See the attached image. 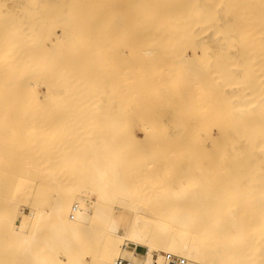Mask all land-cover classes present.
Instances as JSON below:
<instances>
[{"label": "bare ground", "instance_id": "obj_1", "mask_svg": "<svg viewBox=\"0 0 264 264\" xmlns=\"http://www.w3.org/2000/svg\"><path fill=\"white\" fill-rule=\"evenodd\" d=\"M45 73H48L50 76H52H49L48 78L55 79L53 80L54 82H52L51 79L48 80L47 77V80H41V77H45ZM97 73L100 74L99 77H96L98 75ZM102 73H106L105 76H103L104 74ZM89 74L93 76L97 74L96 76H94V82H101L94 87L92 81L90 82L88 80V82H90V85H85L87 82V77L85 76ZM60 75L61 80L58 79L60 78ZM107 75H111L113 79H111L110 77L108 78ZM53 76L57 77L54 78ZM73 76L78 79L74 80ZM106 76L108 80H114V82L116 83L117 81H115L116 78L114 79V76L119 77L117 78L118 84L113 85H120V87H114L113 91L121 88V91L119 89L118 91L120 92L116 91V93L114 92V95L116 96V98L119 95L123 97H121V99L119 98V96V99H117L116 101H119L121 99L122 101H120L122 102V105H125L127 109H129L130 106L135 103L142 104L143 106H153L154 109H156L155 104L166 99L170 104V108L172 109V111H170V123L173 121L174 123H178V121H183V123H186V120L187 125L190 121L198 123L200 125V127L198 126L199 128L197 130L198 138L205 139V141L212 134H216L217 136L211 137H216L218 141L221 140V142L219 141L220 145L223 141L222 148H224L223 146H226V149L228 150L229 148L227 147L230 146L229 150L232 151L230 152L229 150H225V148L223 149L224 153H226L225 156L227 155V152L229 155L228 159H226V157H223V159L226 160L225 164L230 165L232 163L231 165H235V161H233V159H237V163H235L238 165V169L236 168L235 170L233 168V171H235L232 172L230 168L231 165H228V172L227 170L225 173L221 172L222 174L220 173V175H218L219 177L213 176L215 178L214 179L209 177L207 178V175L203 174H207L205 171L202 172L197 168H193L192 170V166L187 167L186 164H182L183 167L184 165L186 166L184 167L186 177H183L184 173H182L181 177L185 179V181L188 179L187 182L189 184H187L185 181L184 182L186 184L178 183V181L180 180H178L177 178V184L173 181L175 183V186H178V184H180L177 188H172L171 186V189L167 188L169 187V184H167L168 186L164 191L165 194L158 190L163 194V199L160 202L158 201L159 203H161L162 208L160 209L161 213L159 214L157 221L153 223L148 214V211L150 213V210L147 208V211L143 209V200H140L142 201V204H140L137 200V195L135 194L134 189L131 185L133 183L128 179L131 176L130 172H128L129 174L126 173L127 171H130V166L127 168L128 162L126 165V159L128 160V158L131 159L132 157V160L130 161H134L137 159V157L134 153V155L130 154L127 150L126 153V151H124V147L121 148L122 146L120 145L125 144V142L126 145L128 144L129 146L132 144L131 146L133 147L134 145L130 142V140L128 141L129 137L126 136L128 134L131 135V130H129V133L127 134L128 131H126L125 129L123 130V127L125 126H121L122 124H128V122L133 124L132 122L134 120L132 119L134 115L131 116L132 114L129 115L126 113V116L123 115V113H120L122 111V105L118 107L117 103L121 102L119 101L117 103H112L111 100L115 101V96H113V98L111 99L109 98L108 101L110 104L108 103V109H113L112 111L109 109L108 114H110V118L113 120L116 133H118V135L115 134V136H117L115 137V140H117L118 137L120 138V140L122 139V143H120V140L118 139V144L116 145L115 142L108 138L110 131L109 129H107V126L105 127V125L107 124H105L104 120L101 119L103 116L100 114L99 109H103V107H99L100 102L98 100L100 96H97L99 92L97 93L96 89L99 86L100 88L102 86V90L108 89H106V87L103 88L105 86V83H102L103 79L106 81ZM22 77L24 78V81ZM99 78L101 79L100 81H98ZM71 79L74 81H72ZM108 80L106 84L108 83ZM38 81L39 85H42L44 83L45 88L49 91L54 90L59 86L56 89L58 90V92L55 93L57 96L53 95L54 98L50 95L51 93H49V91L47 92V90L45 89V91L49 93L48 96H50L51 99L53 98L54 100L53 101L50 99V97H47L53 103V106L51 105L52 107L50 106V104V107H48L49 102L45 97L40 100L43 101L45 99L43 102H46L47 105L46 107L42 106V102L38 98L39 94H35V91H33V89L35 90V85L38 86ZM66 81H70V83H67ZM20 82L23 85L25 84L24 87L20 84ZM88 82L87 84H89ZM1 83H3L2 85H4V87H10L13 85L12 88L10 87L11 89H13V92L8 91V88L6 90L4 87H1L6 90V93H4L3 96H5L6 94L5 97L8 98V94L10 92V96L8 99L12 101V103L15 100H17L18 102L20 101V105H17V111H15L17 103L15 102L14 104L15 108L13 107V105H11V103H9L11 105L10 109L14 108L11 112V114L13 113L14 116L9 114L8 104L7 107H3L2 105H0V110H5V112H0V165L2 164L3 168L5 167V165H7V168H9L7 169L9 170L8 172L6 169H4V171L6 170V173H3V168L0 166V172L4 175L7 174L8 176L4 177L2 174V179L8 178L9 181L13 183V187H17V184H15V182H20L21 179L24 180V176L29 173H26L28 171V168L25 167V170L27 171H23V169H19V165V168L14 166V164H16V162L12 163L14 161V158L10 160L8 158V156H12V154H14V157L16 159L15 154L17 153H14L15 150H10L9 152L8 147H12L13 145L15 147L16 145H18L17 143H20L19 141L25 142L26 140H28L26 142L27 144H29L30 142H32L33 145L37 144L39 148L36 147V145H31V143L30 146L26 145V143H22L24 147H33L32 151L35 148L38 149L37 151L47 148L43 152L44 154L49 149L51 151V147L55 146L54 144H57L58 141V146L60 145V142L65 140L68 141V139L71 138L70 136H72V130H74V144L77 145L75 135L78 134L77 136H79L80 138L82 135H85V137L88 136V138H84V136H82V138L86 140L84 143H86L87 154H89L88 150H90L91 152V157L83 153L82 156L88 157V159L86 157L84 159L83 157L82 160L84 161L81 160V157H79L80 159L74 157L67 160L68 157L65 158L66 156H61L62 158H64V160H62V158H60V155L64 153V148L66 149L65 146L69 148L73 144L70 143V140L72 142V139L69 140L70 145L67 143V141V145L62 142L64 146L62 144L60 145L61 147H63V149H61L60 147L61 150L59 148L56 149V146L53 147L57 151L59 150L60 153L62 150H64L61 154H57L56 151L57 155L60 154L57 157L60 159V162L63 161V165L64 161L70 162V160L72 161L74 159V162H77L74 163L75 165H78V160H81V162L83 163L82 167L85 169L87 168V172L85 171V175L83 174L84 172L82 173V170H80V168L75 169L79 172L81 171L80 173H82L83 176H88V178L85 177L86 179H88H85V181H87L88 183H84V185L82 182V180L84 181V177L82 179H79L82 177V175L79 174L80 177H78L79 175H76V177H78L77 180H81L80 182L82 183V185L80 186H86L87 184L86 190L85 187L81 188L79 186V182H76L77 180L74 176L76 180H74V182H76L74 185L78 186L83 191L78 190V187H72L73 185L67 187L68 183H71L70 178H72V176L74 175L73 174L70 177V174H72L73 172L75 173L73 169H66L67 171L72 170V172H63L65 176L61 171V173L63 174H61V176H64L65 178L67 176V178L63 180V182H68L66 183L67 185H64V182V188L59 184L60 182H58L57 184L56 180L59 181V179L57 178L60 177V173L57 172V174L53 170H56L59 165L62 166V169L64 167L58 160H53V158L55 157L53 148L52 154H54V157H52V165H55V168L54 166H46L47 168L45 171L42 165L43 163H41L42 160H40V164L38 160L40 158H36L37 155L39 156L42 152L40 151L41 153L38 152L35 155V159H37L35 162L38 161L39 165H41V167L43 168L42 170L40 169L39 165H36L37 169L39 167V169L41 170L37 172H47L46 174L48 175V177H46L47 175L45 176L48 183L46 182L44 184H49V188H51L50 186L52 184L50 183L53 182L52 180L54 179V181L58 185H56L57 187L54 186V188H52L54 189L53 199L48 206V200L51 197L50 195L53 193L52 190L47 188V185L44 186L43 183L40 182L44 186V188L46 187V192L48 191L47 189H49V193L50 191L51 193L47 194L45 190L43 191V186L39 183L42 187L41 191L45 192L46 195H44L43 192H40L39 194L37 193V187H34V184L36 183L33 184L32 181L31 183H29L30 185L33 184L32 186L34 188L32 187L33 190L31 189L29 196L27 194L28 198L26 199L28 201L33 200L37 203L38 195H40L41 198L44 196L45 198H48L45 199L46 201H48L47 205L46 203L44 205V203L41 202L43 203V207L39 208L41 206H37V211H39L38 213L42 214V217L50 213L49 216H47V218L43 221L40 220L37 214H33L30 218H25L19 213H16L13 209V198H11L10 196L9 199L10 201H12V209L15 214L12 212L11 208H8L9 206L6 205L10 202H3L5 203L3 204V206L5 205L9 209H6V211H8L9 214L10 212L12 213L10 214V216H12H9L10 227L8 229V232L4 231L5 233H3L5 234L7 244L9 245H7L9 247V250H6L10 251L13 254V256L10 257L15 258L14 261L16 264H114V259L118 256H135V248L139 246L145 247L147 252L143 256L138 257V259L136 258L137 264H153L154 260H156L157 264H161L163 252L183 256L188 260V264H203L202 261H205L208 264H214V260L215 258L217 259V257L211 256L207 258L205 256V248L207 246H209L210 251L218 255L219 264H264V238H260L256 235L260 232L258 229H254L258 231H256L255 234L253 233V228H259L260 230L262 228V230L264 231V0H0V86H2ZM17 83L18 86H22L23 89H26V87L29 88L26 89V92L30 90L33 91H30V93H33L32 95L36 96H34L35 98L32 100L34 102H37L36 104L30 101V99L33 98L32 95L28 94V99L29 97L30 99H27V94L24 91L25 89L21 90L18 86H15L14 88V85H17ZM77 83L79 85H77ZM71 84H73L75 87L72 88L73 86L71 87ZM68 85L70 86V88H68ZM46 86L52 87L48 89V87ZM54 86L55 88L53 89ZM62 86L65 87L63 93L67 89H69L70 91H72L73 89V92L76 96H74L73 92L70 91H66V94H64L66 97H68L67 94L70 93L69 96H72L71 99L69 97L67 99L62 93L59 96L58 93L62 92L61 89H63ZM80 86H82L84 94H81L82 90L80 89ZM84 86L86 88H84ZM92 86L95 88V90H92L94 89L92 88ZM76 87L80 90V93ZM16 88H18L19 90H17ZM14 89H16L17 92H14ZM76 90H78V94L75 93ZM97 90L101 92L99 88ZM2 91L3 89L0 90L1 102L4 99L6 100V98H3L2 100ZM89 91L92 93L94 92L96 95L93 93V97ZM113 91L109 93L111 97L113 95ZM21 92L25 94V100L27 102L24 101V98L22 99V97H19V93ZM87 92L89 93L86 98L85 93ZM15 93H18L17 96ZM24 94H22L21 96H24ZM44 95L45 94H43L42 96ZM77 95L79 97L81 95H85L81 96L79 100L81 103L83 102V104L81 105L83 106V109L81 110L84 111L85 109H89L88 112L87 110H85L86 112H82L80 109L77 110V106L81 108V106H79L80 102L79 100H77ZM12 96L15 99H13ZM89 96H92L94 98L93 99L91 97V100L94 103H92ZM95 96L97 97L95 98ZM62 97L63 100L61 101ZM72 98L75 102L71 101ZM82 98L87 101V107ZM21 99L22 101H24V103L22 102L23 104L32 103L33 106L30 105V107H28L29 104H25L27 106L23 108L24 105L22 106ZM38 100L41 102V105L38 106H40L43 111L44 109L47 110L46 108L48 107V109H54V112H51L52 110L49 109L50 114H48L49 112L47 110L48 113L45 112L46 117L43 116L45 113L42 114V110L36 106L39 103ZM64 100H69V103L64 102V104H62ZM1 102L0 104H2ZM70 102L73 104H71ZM75 103H78V105L74 107L76 108V111H74V109L72 110V108L70 107L75 106ZM96 103L98 104L97 106ZM65 104H67V107ZM111 104L113 107L111 106ZM62 105L64 108L66 107L65 110L67 111H65L64 108H59V106ZM34 106L41 111L40 114H38L40 111L34 110ZM31 107L33 109L30 114L26 111H28L29 108L31 110ZM144 107L141 108V112H139V114L142 115V112H144L143 114H145V110H147V108L145 107L144 109ZM153 107H148L149 110L147 111V113L149 112V118L152 115H150L151 110H154L152 109ZM19 108H21L22 110H24L23 112H25L22 113L20 109L21 115L23 117L18 112ZM57 108L58 110L63 109V111L67 112V114L63 111V113L59 111V114L55 115L57 114ZM67 108H69L71 111H69V109ZM93 111L98 117L92 114ZM74 112L78 113L75 114ZM33 113L38 114L37 117L39 115L42 116H39V121L44 117V119L48 121L50 120L51 124L53 121L52 119H55L57 121L61 113V116L64 115V117L62 118L64 122L62 120L60 122V119L57 122L53 121L56 126L60 125L58 127H55V129L53 130L55 131L54 133L53 131L49 130L51 128V124L49 125L50 122H43L45 120L38 122L37 118H31L29 116ZM70 113L76 115V117L79 116V118L81 117L80 115H82V113H84L83 118H94L93 120L85 119L87 121L86 122L82 118L79 120V118H76ZM16 114L18 115V117H15ZM24 114H29L28 117H30V120L32 121H27V119L25 118L28 117H25ZM51 114L52 116H50ZM98 114L101 115V117ZM154 114L156 115L157 113ZM19 115L20 117H22V120L24 119L23 121H19L21 119L13 121V119L11 118L12 116L15 118H19ZM68 115L72 118L68 117ZM47 116L49 117L47 118ZM61 116L59 118H61ZM119 116H121V119L123 121L118 120L120 118ZM128 116H131L130 118L132 119H130ZM123 117H125V120L123 119ZM142 118L143 119H141V121L143 120V123L145 122L146 124V120H148L147 115L145 114ZM33 119H36L37 122L33 121ZM65 119H69L72 122L75 121L76 125L75 123H70L68 120L65 122ZM100 119L103 121H101ZM129 119L131 121H128ZM156 119L153 122L158 123H155V125L159 126V128L158 126H156L157 134H152L148 130V128L146 129V131L148 130L151 133L152 137L153 135L158 136L157 139H159L160 135V137L164 138L165 135L163 134L164 132H162L164 130L160 129L161 123H159L158 118ZM81 120L85 122H82ZM93 121L95 123H93ZM58 122L60 123L57 124ZM96 122H98V124ZM137 122L140 125H143L141 122H139L138 119L136 123ZM153 122L151 123L153 124ZM38 123H42V126H46L45 124H47V127L49 125L50 128L48 127V133H42L44 130H41L40 132V129L43 127L40 128L41 125ZM63 123H66V126H68L70 123L69 128L65 126L66 129H64L63 126L65 124ZM91 123H93V125L97 124V126L95 125L96 127H92ZM84 125L87 126V130L84 129L86 128V126L84 127ZM187 125H185V127L183 128L185 130V133L183 132V130L182 132L184 134L182 132L181 134L179 133L180 135H182L181 138L186 139L189 135L188 139L191 140L192 137L196 139V135H191L194 134L193 131H189V129H191L190 125H188V128ZM75 126L77 130H75ZM78 126H80L82 129H80V127ZM99 126H101V128ZM118 126H120L119 129H122L124 132L120 130V133L117 132ZM128 126L131 127L130 124H128ZM172 126L174 127V124H172ZM89 127H92V129ZM97 127L101 130H97ZM104 127L106 129H104ZM136 127H138L137 124ZM148 127L150 128V126ZM194 127H196L195 124ZM37 128L40 129L38 130ZM53 128L54 127H52L51 129ZM61 129L64 130L61 131ZM69 129L70 131H68ZM130 129H132V127ZM174 129L177 128L175 127ZM81 130H84L85 132L82 131V133H79V131L81 132ZM67 131L70 132V136L68 135V137L65 134V132ZM88 131L90 132V135H87L89 133ZM101 131H104L106 133L108 132V136H106V133H101ZM159 131H161L162 133ZM51 132H53L54 134ZM62 132L68 139L62 140V138L64 137L61 136ZM93 132L95 136H93ZM189 132H191V134ZM40 133H42L43 135ZM45 133L47 134V137L44 136ZM56 133L60 134L59 136L61 138L56 135ZM99 133H101V137H98ZM121 133L122 135H124V138L121 137ZM145 133L147 134V132ZM180 135L176 138V135L174 136V138L173 136L170 137L180 144V142L182 141ZM50 136H58V138L56 139L59 140L57 142L56 140L51 142ZM104 136L106 138H104ZM218 137H220L221 139H219ZM178 138L180 142L177 141ZM44 139H47L48 143L44 142L45 147L41 148L43 146L41 144H44L42 143ZM84 139H82V142L84 141ZM49 141L51 146H49ZM155 141L159 142L160 140ZM195 141L193 144L197 143H195ZM201 141L203 140H200V142ZM15 142L17 143L15 144ZM148 142H150V140H148ZM214 142L215 141H213V143ZM228 142H231V144ZM46 143L48 144L49 148L46 147ZM84 143H82V145ZM201 143L203 144V142ZM227 143L230 145H227ZM136 144L137 143H135L134 146H136ZM128 145L126 148L131 147H129ZM183 145L184 143L182 145H178V147H183ZM79 146L78 148L76 147V150L82 149ZM118 146H120V150H118ZM171 146L169 145V149ZM173 146L174 149L177 147L176 144H174ZM191 146L194 148L195 145L189 146L192 150ZM198 146L201 147V145ZM17 147H19V145L15 147L16 150ZM21 147L23 148V146ZM164 147L166 149V146ZM182 147H179L178 149L181 150ZM70 148L69 151H71ZM197 148L199 147H196V150ZM159 149L163 148L161 147ZM174 149L171 151H175ZM202 149L203 148H201V152H203ZM76 150L73 149L71 153L75 152ZM180 150L178 152H180ZM66 151H68V149ZM118 151H123V153L125 152V156L123 153L118 154ZM136 151L138 150L136 149ZM107 152L110 153V155H112L113 153L114 154L112 157L106 158L107 156H109ZM212 152L214 151L212 150L211 153ZM229 152L232 154H230ZM115 153H117V155H115ZM154 153L155 152H153V155ZM196 153L199 154V151ZM47 154L49 155L48 160H50L51 153L48 152ZM102 154H106V157L100 158V156H103ZM234 154L238 155V157H234L232 159L230 155L233 156ZM33 155L34 153L28 156V163L30 165H32L31 158L33 157ZM64 155H67L66 152ZM70 155L72 154H69V156ZM74 155H76V153ZM118 155L119 158H117ZM149 155L150 154H148V156ZM25 156L27 155H23L24 158ZM45 156L46 154L44 156H41L42 159H45L44 164L47 159ZM120 156H122V159L126 157L125 161L122 162H125V168H127L128 170L121 168L123 163L121 162L122 159ZM151 156L152 155H150L149 157L151 158ZM165 156L168 157V155L166 154ZM180 156L182 157V155ZM208 156H210V154ZM141 157L142 154L140 155V158ZM90 158L91 160H89ZM143 158L145 159V157ZM17 159H19L18 161H21L22 164V159L18 157ZM17 159L15 161H17ZM86 159L89 160V163L88 161H85ZM196 159L198 160V158ZM4 160L6 161V163L4 162ZM118 160L122 165L119 164ZM158 160L160 162L163 159L161 158L160 160L159 158ZM18 161L17 163H19ZM54 161L55 163L59 162L60 164L56 167ZM143 161L144 160H142V167L145 164ZM2 162H4L5 164ZM69 162H66V165L68 163L71 167L73 165V162L72 165ZM86 162L88 163V165ZM10 163L13 164V168L9 167L11 166ZM47 164L48 162L46 163V165ZM132 164L134 165L135 163L132 162ZM23 165L24 163L22 164V166ZM222 165H224V163ZM138 166L140 167V165ZM188 166H190V163ZM48 167H51L50 170L48 169ZM73 167L75 168L74 165ZM78 167H80V165ZM66 168H68V166H66ZM150 168L147 169L150 170ZM228 168H230L231 172ZM14 170L20 171H15V174H17L15 175L13 174ZM59 170L60 167H58L57 171ZM50 171L52 172L50 173ZM134 171H136V169ZM145 171L142 172V174L145 173L147 177V174L151 173V170L148 173V170ZM34 172H36V170ZM124 172L126 173V175H128V178L126 177ZM132 172L133 171L131 170V174L135 177L136 172ZM186 172L190 174L188 178V174ZM87 173L88 175H86ZM9 174H11V177L12 175H15L14 179L17 178V180L10 178ZM49 174H52L51 177ZM53 174H57L54 176H57V178H53ZM75 174H77V172ZM139 176L138 178H140ZM29 177H31V175ZM41 177L44 179V176ZM49 177L50 180H48ZM181 177L179 179H181ZM26 178L28 179V175L26 176ZM62 178L60 177V179ZM23 180L20 183L24 182ZM35 180L37 181V179ZM67 180H70V182ZM157 181L159 182V180ZM63 182L61 181V184ZM137 182L139 183L141 182V180ZM29 184L27 186H29ZM220 184L222 188L220 187ZM59 185L62 186V188L59 187ZM140 185L141 184L138 185V188L140 187ZM142 185L140 188L144 187H142ZM154 186L158 187V184L153 185V188H155ZM223 186H228L227 189L229 190L226 191V187L225 190H223ZM28 188H30V186ZM60 190H64V192L66 191V193L61 192V194L59 193ZM146 190H148V188ZM11 191L16 192L12 189ZM149 191L150 189L146 191V193H148ZM137 193L140 194L141 192H139L138 190ZM146 193H144V195ZM151 194H153L154 196ZM155 194L156 193H150L149 195L146 194V197L144 199H146L150 195L153 196V199H156L154 198ZM241 194L243 195V197ZM159 195L161 197V194ZM159 195L156 194V196L158 197ZM239 196L245 200L244 202H250V205L251 202H253L252 205L257 204L258 206L256 205V208L254 207L257 212L254 213L257 215H259V213L260 215H263L262 217V215L255 216L254 214L255 218L260 217V220L263 218V221L261 220L263 222H261L262 226H259V224L257 223L258 227H256L257 225L253 224L252 222L251 226L253 228H250L253 232L251 233H253V235L255 236H249L247 233L248 231L245 228L247 225L245 227L243 225L249 224V221L248 223H242L239 217L243 214L248 215V213H239L240 211H238V214H240L238 215L235 211L239 208H242L240 203L237 204H240L241 207L238 206L239 208L235 207V209H228L229 207H226V210L225 207H223L225 204L224 201H229L235 198L239 199ZM3 197L8 198V196ZM141 198L143 197H140V199ZM148 200L150 199H147V201ZM221 200L222 202H224L222 206L219 205ZM232 201L234 202L235 206V201ZM229 202L227 203L226 201L227 206L231 205L229 204ZM0 204H2V202ZM14 204H17L15 203V200ZM5 206L4 208H6ZM220 206L221 212H219ZM4 208L2 207L1 211H3ZM48 210H52L53 214H55L57 217L53 215L54 219H52V217L50 216L52 213ZM222 211H225V213ZM3 213L5 212L3 211ZM245 215H243L244 217L242 216L244 221L249 217L246 216L245 218ZM253 219L254 217L251 221H253ZM260 220L257 222L260 223ZM255 222L256 221L254 219V223ZM0 226L2 227L1 223ZM1 231L3 230L1 229ZM157 234H160L162 236L161 241H158L156 236ZM261 234L264 233L262 232ZM1 237L3 238L2 235ZM4 240L5 239H3L1 242H3ZM5 247L6 246L4 245V248ZM11 253L8 255H11Z\"/></svg>", "mask_w": 264, "mask_h": 264}, {"label": "rangeland", "instance_id": "obj_2", "mask_svg": "<svg viewBox=\"0 0 264 264\" xmlns=\"http://www.w3.org/2000/svg\"><path fill=\"white\" fill-rule=\"evenodd\" d=\"M99 73H100V72H99ZM97 74H98V73H97ZM97 74H96V75H97ZM102 74H104L103 76H105L106 73H102ZM96 75H94V76H96ZM99 75H100V74H98L96 77H99ZM49 76H50V75H49L48 73H45V77H41L40 79H41V80H42V79H43V80H47L46 77L48 78ZM57 76H58V75H57ZM57 76H55V77H57ZM94 76L91 75V74H89V75H86L85 77H87V79H86L87 82H88V80H89L90 82L92 81V83H93V85H94V87H95V85L97 86V85L101 82V81H100L101 79L99 78V80H98V81H100L99 83L94 82V78H95ZM107 76H108V78L110 77L111 79H113V77H112L111 75H107ZM107 76L105 77L106 81H105L104 79L102 80V83H105V84H104L105 86H104L103 84H102V85L104 86L103 88L106 87V89H107V88H108V89H107V90H105V89L102 90V89H101L102 86H101V88H100V86L97 87V89L99 88V89L101 90V92H100L99 90L96 89V92H97V93H98V92L100 93V94L98 93V95H97V96H100V98L98 97L99 100H98V98H97V100L100 102V104H99L100 106H99V107H103V109H99L100 111H99V110H98V111H99L100 114L103 116L101 119H103L104 122H105V124H107V125H105V124H102V125H105V127L107 126V129H109V131H110L109 136L107 135L108 132L106 133V132H104V131H101V133H103V134L106 133V136H108V138H110V140H112L113 142H115V145H116V144H118L117 140H118V139L120 140V138L118 137L117 140H115V137H117V136H115V134L118 135V133H116L115 126H114V123H113V120L110 118V114H108V113H109V109H110V108L108 109V107H109V105H108L109 101H108V100H109V98L111 99V98H113V96H115L114 94L116 93V91H118L119 89H120V91H121V88L117 89L118 87H120V85H118V86H114V85H113V84H115V85L118 84V80H117V78H119L118 76H117V77L114 76V79L116 78L115 81H117V83L114 82V80H110V79L108 80ZM50 77H52V76H50ZM53 77H54V76H53ZM55 77H54V78H55ZM67 77H69V76H67ZM100 77H101V76H100ZM25 78H26V77H25ZM64 78H66V77H64ZM70 78H72V77H70ZM82 78H83V77H82ZM88 78H89V79H88ZM102 78H103V77H102ZM22 79H23V81H24V78H23V77H22ZM49 79H51V78H48V80H49ZM56 79H57V78H56ZM58 79L61 80V75H60V78H58ZM73 79L75 80L76 78L73 76ZM77 79H78V78H77ZM77 79H76V80H77ZM20 80H21V79H20ZM51 80H52V82H54L53 80H55V79H51ZM51 80H50V82H51ZM69 80H70V79H69ZM71 80H72V79H71ZM74 80H72V81H74ZM96 80H97V79H96ZM107 80H108V83L106 84ZM103 81H105V82H103ZM66 82H67V81H66ZM66 82H65V84H66ZM85 82H86V81H85ZM87 82H86L85 85H90V82H88L89 84H87ZM24 83H25V82H24ZM37 83H38V86H37V85H35L36 87L34 86V87H35V90L33 89V87H32V89H33V91H35V94H36V93L39 94V95H38L39 100H40V99L42 100V98H44V97H45V98H47V97L49 98V97H50V96H48L49 93H51V94H50L51 96H53V95L55 96V95H56L55 93L58 92V90H56V89L59 87L58 85H57V86H58L57 88H55V86H54L53 89H54V88H55V89L49 91V90H47V89L45 88V84H44V83H43L42 85H39V81H38ZM67 83H70V81H68ZM83 83H84V81H83ZM92 83H91V84H92ZM95 83H96V84H95ZM2 84H3V83H1V85H2ZM15 84H16V83H15ZM20 84L23 85L21 82H20ZM20 84H19V85H20ZM63 84H64V83H63ZM65 84H64V85H65ZM24 85H25V84H24ZM24 85H23V87H24ZM77 85H79V84L77 83ZM112 85H113V86H112ZM12 86H13V85H12ZM12 86H10V87L12 88ZM15 86L17 87V86H18V83H17V85H14V88H15ZM39 86H40V87H39ZM52 86H53V85H52ZM52 86H51V87H52ZM60 86H61V85H60ZM68 86H69V85H68ZM72 86H73V87H72ZM1 87H4V85L0 86V90L3 89V91H2V92H3V94H2V100H3V98H6V100L4 99L5 101L3 100V101L1 102V97H0V102L2 103V104H0V105H2L3 107H4V106L7 107V104H8V105H9V106H8V108H9V109H8V110H9V114H11V112H12L13 109L15 108V105H14V104H15V102H16L17 104H16V110H15V111H17V107H18L17 105H20V101L18 102L17 100H15V101L12 103V101H10V100L8 99L9 96H10V95H9L10 92H9V94H8V98L5 97L6 94H5V96H3L4 93H6L7 88L9 89L8 91H12L13 89H11L10 87H6V86H5L4 88H5L6 90H4V88H1ZM18 87H19V86H18ZM21 87H22V86H20L19 89H21V90H24V89H25V88L23 89V87H22V88H21ZM46 87H48V89L51 88V87H49V86H46ZM62 87H63V86H62ZM66 87H67V85H66ZM71 87L74 88L75 86H74L73 84H71ZM80 87H81V88H80ZM80 87H79V88L82 90V91H81V92H82L81 94H84V91H83V89H82V86H80ZM88 87H89V86H88ZM94 87L92 86V88H94ZM110 87H111V88H110ZM114 87H117V88H116L117 90L114 89L115 91H113V88H114ZM64 88H65V87H63V89H61L62 92L59 91V92H60V93H58L59 96L61 95V93L65 96V94H66L65 92H66V91H70L69 89H67V90L64 91V93H65V94H64V93H63ZM68 88H70V86H69ZM76 88H77V87H76ZM84 88H86V87L84 86ZM16 89L19 90L18 88H16ZM16 89H14V92H17ZM26 89H29V88L26 87ZM26 89L24 90L25 92H26ZM45 89L47 90V92L49 91V93H47V92L45 91ZM77 89H78V88H77ZM90 89H91V88H90ZM109 89H110V90H109ZM21 90H20V91H21ZM55 90H56V91H55ZM78 90H79V89H78ZM78 90H76L75 93L78 94V92H77ZM85 90H86V89H85ZM92 90H95V88L92 89ZM8 91H7V93H8ZM20 91H18V92H20ZM27 91H28V90H27ZM30 91L33 92L32 90H30ZM30 91H28L29 93L26 92V94H27V95H26V96H27V99H28V94H30V95L33 94V93L31 94ZM38 91H39V92H38ZM54 91H55V92H54ZM105 91L107 92V94H106ZM112 91H113V93H112L113 95L111 94V95H112V97H111L109 93H111ZM120 91H118V92H120ZM12 92H13V91H12ZM12 92H11V93H12ZM45 92L47 93V95H46ZM70 92H73V89H72V91H70ZM85 92H86V91H85ZM89 92H90V91H89ZM89 92L85 93L86 96H85V95H81V96H85V97L87 98V95H88ZM114 92H115V93H114ZM0 93H1V92H0ZM67 93H68V92H67ZM79 93H80V90H79ZM90 93H91L92 96L94 97V95H93L94 92H93V93L90 92ZM15 94H16V96H17L18 93H15ZM19 94H20L19 97H20V98L22 97V99L24 98V101H26V100H25V98H26L25 94L22 93V92L19 93ZM22 94H24L25 97H24V96H21ZM43 94H45V95L42 96ZM69 94H70V93H69ZM69 94H67V95H68V97L71 99L72 96H71V95L69 96ZM73 94H74V92H73ZM94 94H95V93H94ZM108 94H109V95H108ZM117 94H118V93H117ZM117 94H116V95H117ZM120 94H121V93H120ZM95 95H96V94H95ZM122 95H123V94H122ZM14 96H15V95H14ZM16 96H15V97H16ZM32 96H33V95H32ZM32 96H31V97H32ZM34 96H35V95H34ZM34 96H33V98H31V99H30V97H29V99H30L31 102H34V101H32V100L36 97V96H35V97H34ZM54 96H53V98H54ZM56 96H57V95H56ZM59 96H58V97H59ZM74 96H76V95L74 94ZM81 96H80V97H81ZM92 96H89L90 100H91V97H92ZM97 96H95V98H96ZM119 96H120V97H119ZM119 96H117V98H116V96H115V97H114L115 101L113 100V101H114V102H113V101L111 100V102H112V103H117V102H119V101L123 98L121 95H119ZM65 97H66V96H65ZM68 97H66V98L68 99ZM77 97H78V98H77ZM77 97H75V98H77V100H79L80 97H79L78 95H77ZM93 97H92V98H93ZM118 97H119V98L122 97V98H121L119 101H116L117 99H119ZM10 98H11V97H10ZM12 98H13V96H12ZM12 98H11V99H12ZM16 98H17V97H16ZM48 98H47V100H48V102H49V103L47 102V103H48V107H50L51 105L53 106V103L50 101L51 97H50V99H48ZM53 98H52L51 100H53ZM83 98H84V97H83ZM83 98H82V99H83ZM7 99H8V100H7ZM13 99H15V98H13ZM13 99H12V100H13ZM22 99H21V104H22V106L24 105L23 108H25V106H27V105H25V104H29V103H25V104H23L24 101H22ZM29 99H28V100H29ZM56 99H57V98H56ZM58 99H60V98H58ZM64 99H65V98H64ZM70 99H69V100H70ZM93 99H94V98H93ZM35 100H36V99H35ZM39 100H38V101H39ZM41 100H40V101H41ZM44 100H45V99H44ZM44 100H43V101H44ZM62 100H63V97H62L61 101H62ZM69 100H68V101H67V100H66V101L64 100L62 104H64V102H65V103H66V102L69 103ZM74 100H75V99H74ZM87 100H88V99H87ZM95 100H96V99H95ZM6 101H7L8 103H7ZM36 101H37V100H36ZM40 101H39L40 104L38 103L36 106L39 107V108L42 110V112H43L42 114H44L45 112L48 113V112H49V109L52 110L51 112H54V111H53L54 109H52V108H49V109H48V107L46 108V109L48 110V112H47V110H45V109H44V111H43V109H42L40 106H38V105H41V102H42V106H45V107H46L47 104H46V102L44 103L43 101H41V102H40ZM53 101H54V100H53ZM56 101H58V100H56ZM56 101H55V103H56ZM61 101H60V102H61ZM71 101H73V98H72ZM83 101L86 103V107H87V104H88L87 101L84 100V99H83ZM91 101H92V100H91ZM91 101H90V102H91ZM98 101H97V102H98ZM121 101H122V100H121ZM121 101H120V102H121ZM3 102H6V103H3ZM22 102H23V103H22ZM26 102H27V101H26ZM73 102H75V101H73ZM76 102H78V101H76ZM79 102H80V100H79ZM90 102H89V104H90ZM99 102H98V103H99ZM9 103H11V105H13L14 108H11V109H10L11 105H10ZM18 103H19V104H18ZM36 103H37V102H34V104H36ZM51 103H52V104H51ZM70 103H71V102H70ZM92 103H94V102L92 101ZM3 104H5V105H3ZM49 104H50V106H49ZM71 104H73V103H71ZM82 104H83V102H82V103L80 102V105H79V106H81ZM109 104H110V103H109ZM117 104H118V107H119L120 105H122V102H121V103H117ZM157 104H158V105H157ZM157 104H155V105H156V107H155L156 109H154L153 106H145V105H144V106L147 108V110H145V114L147 115V119H148V120H146V122H147V123L149 122L148 124H147V123L145 124V122L143 123V120L141 121V119H143L142 117H144V115H145V114H143L144 112H142V115H143V116H142L141 114H139V112H141V108L144 107L142 104H138V103L132 104V106H130L129 109H127V108L125 107V105H124V106L122 105V111H123V112L120 110V111H121L120 113H123V115H126V116H127V114H129V115L132 114L131 116L134 115L133 119L130 118L131 116H130V117L128 116L130 119H132V120H134V121L132 122L133 124H131V123L128 122V124L131 125L132 129H130L131 127L128 126L127 123H126L127 125H126V124H125V125L122 124L121 126H125V127H123V130L125 129L126 131H128L127 134L129 133V130H131V135H129V134H128L129 136L126 135L127 137H129L128 141L130 140V142L133 143L134 145H135V143H137V144H136V146L133 145V147L131 146V145H132L131 143H129V144H131V145H130L131 147L127 144L130 148H126V147H127L126 142H125V144H120V145L122 146L121 148L124 147V149H125L124 151L127 150L130 154H133V153H134L135 156L137 157L138 161H137L136 157H135L136 160H134V161H130V160H132V157H131V156H130L131 159L128 158V160H129L130 162L126 159V157H124V158H123L124 160H123V159H122V156H123V154H124L125 152L123 153V151H121V152L118 151V154L123 153L122 156H120L121 159H122L121 162H122V161H125V159H126V161H125V162H126V165H127V162H128V166H127V168L130 166V167H129L130 171H127V172L125 171L127 174H129L128 172H130V175H131L130 178L127 177L128 175H126L125 172H124V174H125L126 177L129 179V181L133 183V184H131V185H132V187H133V189H134L135 194L137 195L136 197H137V200L139 201V203L142 204V201H140V200H143V204H142V206H144L143 209H145L146 211H147V209L150 210V213H149V211H148V214H149V217L152 219V222H153V223H154L155 221H157V219H158V217H159V214L161 213V210H160V209L162 208V205H161V203H159V202L163 199V194L160 193V192H163V193H164V191L166 190V187L168 186L167 184H169V187H167V188H170V186H171L172 188H177V187L180 185V184H178V186H177V185L175 186V183H176V181H178V180H180V181H178V183H183V184H184V183L186 182L187 184H189V183L187 182V180H188L187 178H188L189 175H190L188 172H186V173L188 174V175H187V178H186V179H187L186 181H185V179H183V178L181 177V176H182V173H184V176H183V177H186V176H185V170H184L185 168H184V167H186V166H187V167H191V166H192V167H191L192 170H193V168H195V169L197 168V169L201 170L202 172L205 171L207 174H205V173H203V174H204V175H207V176H206L207 178H208V177H209V178H214V177H217L218 175H220L221 172H224V173H225L226 170H227V167H228V165H229V164H225V163H226V160L223 159V157H226V159L229 158V157H228V156H229V155H228V152H227V155L225 156L226 153H224V150H223L224 148H225V150H227V149H226V146H223L224 148H222V143H223V141H222V143H221V145H220L219 143L221 142V140H219V141H220V142H219V141L217 140L216 137L212 138L213 136H217L216 134H214V135L212 134V135H211L212 137H211V136L208 137V138L206 139V141H205V139H201V138L199 139V138H198L197 130H198V128L200 127V125H199L198 123H196V122L190 121V122H188V125H190V127H191V129H189V131L192 130L194 134H191L192 131L189 132V133H190L191 135H193V136L196 135V139L193 138V137H192V138L190 137L191 140H192V141H191L190 139H188L189 135H188V137L186 138L187 140L184 139V138H181L182 135H180V134H181L182 130H183V132L185 133V130H184L183 128L185 127V125H187V124H186V123H187V120H186V123H185V122L183 123V121H178V123L175 122V123H177V124H175L174 121L170 123V121H169V120H170V111H172V109L170 108V104L168 103V101H167L166 99H164V101L162 100V101L158 102ZM30 105L33 106V104L30 103V104L28 105V107H30ZM54 105H55V104H54ZM56 105H57V103H56ZM65 105H66V107H67V104H65ZM77 105H78V103H77V104L75 103V106H73V107L70 106V105H69V106L72 108V110L74 109V111H76V108H74V107H76ZM97 105H98V104L96 103V106H97ZM155 105H154V106H155ZM52 106H51V107H52ZM91 106H92V105H91ZM96 106H95V108H96ZM111 106H112V104H111ZM37 107L34 106V110H38V111H40ZM45 107H44V108H45ZM55 107H56V106H55ZM66 107H65V108H66ZM89 107H90V106H89ZM99 107H98V108H99ZM112 107H113V106H112ZM145 107H144V109H145ZM148 107H149V108H150V107H153L152 109H154V110H151V109H150V110H151L150 115L152 114L151 117H150V118H151V121H150L149 114H148L149 112L147 113V111L149 110ZM53 108H54V107H53ZM59 108H64V107H63V105H62V106H59ZM65 108H64V110H65ZM84 108H85V105H84ZM20 109H21V108L18 109V110H19L18 112L20 113V115H21V112H22V113H25V112H23L24 110H22V109H21V112H20ZM26 109H28V108H26ZM32 109H33V108L31 107V110H30V108H29L28 111H26V110H25V111L30 113V112L32 111ZM67 109H69V108H67ZM79 109H80V110L83 109V106H81V108H79V107L77 106V110H79ZM92 109H93V108H92ZM112 109H113V108H112ZM112 109H110V110L112 111ZM10 110H11V111H10ZM34 110H33V111H34ZM85 110H87V109H85ZM85 110H84V111H85ZM88 110H89V109H88ZM88 110H87V112H88ZM94 110H95V109H94ZM139 110H140V111H139ZM6 111H7V110H6ZM38 111H37V112H38ZM59 111H60L61 113L64 112L63 109H62V110H58V108H57V114H55V115H58V114H59ZM62 111H63V112H62ZM65 111H67V110H65ZM69 111H71V110L69 109ZM81 111H82V110H81ZM84 111H82V112H84ZM95 111H96V110H95ZM111 111H110V112H111ZM128 111H129V113H128ZM143 111H144V110H143ZM154 111H155V112H154ZM0 112H5V110H0ZM7 112H8V111H7ZM18 112H14V113H18ZM37 112H36V113H37ZM78 112H79V111H78ZM78 112H76V113H78ZM85 112H86V111H85ZM99 112H98V113H99ZM153 112H154V113H157V114L155 115ZM158 112H159V113H158ZM166 112H168V113H166ZM40 113H41V111H40L38 114H40ZM46 113H45L43 116L46 117ZM61 113H60V116H61ZM64 113L67 114V112H64ZM74 113H75V112H74ZM76 113H75V114H76ZM126 113H127V114H126ZM165 113H166V114H165ZM30 114H31V113H30ZM33 114H34V113H33ZM33 114H32V115H33ZM38 114H34L36 117H35L34 115L32 116V115H29V114H24V116H25V117H26V116L28 117V115H29L31 118H32V117L37 118L38 122H40V121H42V120H45V121H43V122L48 121V120L44 119V117H43V119L40 118L41 120L39 121V119H38L39 116H40V117H42V116L39 115V116L37 117ZM48 114H50V112H49ZM48 114H47V115H48ZM52 114H53V113H52ZM52 114H51L50 116H52ZM70 114H72V113H70ZM80 114H81V112H80ZM83 114H84V113H82V115H80V116H81L80 118H79V116L76 117V115H74V114H72V115H74L76 118H79V120H80L81 118H82L83 120H85V119H87V120H89V119H90V120H93V118H94V117H93V118H89V119H88V118H83V116H84ZM85 114H86V113H85ZM89 114H90V113H89ZM89 114H88V115H89ZM92 114L95 115L94 111L92 112ZM11 115H13V113H12ZM20 115H19V118H15L16 116L18 117L17 114L15 115V117H13L14 115H13L12 117H11V116H10V117L13 119V121H16V120L21 119V118L23 117L22 115H21L22 117H20ZM78 115H79V114H78ZM98 115H99V114H98ZM101 115H99V116L101 117ZM53 116H54V115H53ZM60 116H59V117H60ZM95 116H97V115H95ZM121 116H122V115H121ZM121 116H119L120 118L117 117V118H119V119H118L119 121L122 120V119H121ZM126 116H125V117H126ZM137 116H138V117H137ZM25 117H24V118H25ZM30 117H28L29 120H28V118H25V119H27V121H30V122H31L32 120H30V119H31ZM48 117H49V116H47V118H48ZM57 117H58V116H57ZM59 117H58V120H57V121H59V119H60V122H61V120H62V118L64 117V115H62L61 118H59ZM68 117H71V116L68 115ZM85 117H86V115H85ZM87 117H88V116H87ZM97 117H98V116H97ZM125 117H123L124 120H125ZM136 117H137V119L139 120V122H141L143 125H140L138 122L136 123V121H137ZM145 117H146V116H145ZM14 118H15V119H14ZM52 118H53V117H52ZM65 118H66V116H65ZM71 118H72V117H71ZM117 118H116V119H117ZM156 118H158V119H159V123H161V125H160V129H161V130H164V131H162V132H164L163 134L165 135L164 138H163V137H160L161 135L159 136V139H157L158 136H156V135H153V137L151 136V133H152V134H157V127H156V126H158V125H155V123H156V124H158V123H157V122H155V123L153 122V121H155ZM95 119H97V118H95ZM101 119H100V120H101ZM130 119H129L128 121H131ZM145 119H146V118H145ZM23 120H24V119H23ZM23 120L21 119V120H19V121H23ZM52 120H53V121H56L55 119H52ZM52 120H51V121H52ZM67 120H68L70 123H75V121L72 122V121H70L69 119H67ZM67 120L65 119V122H66ZM74 120H75V119H74ZM103 120H101V121H103ZM156 120H157V119H156ZM33 121H36V119H35V120L33 119ZM53 121H52V124H51L50 120L48 121V122H50L49 125L51 124V125H50L51 128L54 127L53 129H51L50 126L48 125V127L50 128L49 130H51V131H53V130L55 129V127L60 126V125L56 126V124H54ZM57 121H56V122H57ZM62 121L64 122V120H62ZM81 121H82V120H81ZM85 121H86V120H85ZM85 121H82V122H85ZM94 121H95V120H94ZM94 121H93V123H95ZM122 121H123V120H122ZM188 121H189V120H188ZM36 122H37V121H36ZM48 122H46V123H48ZM60 122H58L57 124H59ZM77 122H78V121H77ZM86 122H87V121H86ZM89 122H90V121H89ZM91 122H92V121H91ZM125 122H126V121H125ZM125 122H123V123H125ZM151 122H153V124H152ZM70 123H69V125H70ZM93 123H91V124H92V125H91L92 127H94L95 125L97 126V124H98V122H96L97 124H95V125H93ZM100 123H102V122H100ZM120 123H121V122H120ZM162 123H163V124H162ZM27 124H28V123H27ZM38 124L41 125L40 128H41V127H43V128L46 127V128H44V129H43V128H41V129H40V128H37L38 130L40 129V132H41V130H42V131L44 130L42 133H44V132L48 133V127H47V124L43 123V124H45L46 126H42V123H38ZM63 124H65V125L63 126L64 129H66V127L69 128V125L66 126V125H67L66 123H63ZM86 124H87V123H86ZM136 124L138 125V127H136ZM172 124H174V127L172 126ZM183 124H184V125H183ZM194 124L196 125V127H194ZM52 125H54V126H52ZM75 125H76V123H75ZM87 125H88V124H87ZM100 125H101V124H100ZM119 125H120V124H119ZM181 125H182V126H181ZM188 125H187V128H188ZM65 126H66V127H65ZM73 126H74V125H73ZM85 126H86V125H84V127H85ZM96 126H95V127H96ZM140 126H142V127H140ZM146 126H147V127H146ZM148 126H150L151 130H150V128H149ZM177 126H178V127H177ZM198 126H199V127H198ZM26 127H28V126H26ZM37 127H38V126H37ZM78 127H80V126H78ZM92 127H89V128L92 129ZM99 127L101 128V126H99ZM105 127H104V129H106ZM126 127H127V128H126ZM129 127H130V128H129ZM175 127H176L177 129H174ZM23 128H24V126H23ZM60 128H61V127H60ZM60 128H59V129H60ZM119 128H120V126H118V128H117V129H118L117 132L120 133V131H123V130H122V129L120 130ZM133 128H134V129H133ZM142 128H143V129H142ZM147 128H148V130H149L151 133H150L148 130L146 131ZM158 128H159V126H158ZM163 128H164V129H163ZM187 128H186V129H187ZM64 129H63V130H64ZM71 129H72V128H71ZM80 129H82V128L80 127ZM80 129H79V130H80ZM84 129L87 130V126H86V128H84ZM127 129H128V130H127ZM56 130H57V128H56ZM63 130L61 129V131H63ZM75 130H77V129H76V126H75ZM93 130H94V129H93ZM97 130H101V129H99V128L97 127ZM97 130H96V131H97ZM102 130H103V126H102ZM119 130H120V131H119ZM143 130H144V131H143ZM167 130H168V131H167ZM187 130H188V129H187ZM65 131H66V130H65ZM68 131H70V129H69ZM68 131H67V132H68ZM82 131H84V130H81V132L79 131V133H82ZM105 131H106V130H105ZM126 131H125V132H126ZM195 131H196V133H195ZM53 132L55 133V131H53ZM53 132H51V133H53ZM58 132H60V131H58ZM67 132H65V134H66V136L68 137V135H69L70 132H68V133H67ZM72 132L75 133L74 130H72ZM76 132H77V131H76ZM84 132H85V131H84ZM88 132H89V131H88ZM88 132H87V133H88ZM123 132H124V131H123ZM132 132H133V133H132ZM145 132H147V134H146ZM159 132H161V131H159ZM159 132H158V133H159ZM162 132H161V133H162ZM165 132H166V133H165ZM174 132H175V134H174ZM183 132H182V133H183ZM42 133H40V134H42ZM46 133L44 134V136L47 137V134H46ZM51 133H49V134H51ZM54 133H53V134H54ZM62 133H63V132H62ZM62 133H61V136H64V133H63V134H62ZM73 133H71L72 136L69 135V136L71 137L70 139H72V142H71L70 139L66 138L65 136L63 137L64 139L62 138V140L68 139V141H67V140H65V141H62V140H61V141H62L65 145H67V143L69 144V140H70V143H73V144H74V143H75V140H74L75 138H74ZM87 133H86V134H87ZM95 133H96V132H95ZM101 133L98 134V137L100 136ZM148 133H150V134H148ZM179 133H180V134H179ZM184 133H183V134H184ZM96 134H97V133H96ZM123 134H124V133H123ZM125 134H126V133H125ZM186 134H187V133H186ZM186 134H185V135H186ZM42 135H43V134H42ZM56 135L59 136L60 134H57V133H56ZM56 135H55V136H56ZM77 135H78V134H77ZM77 135H75V136H76V144L78 145V143H79V145H80V143H81V145H80V146L78 145V146H79L80 148H82V149H81V150H80V149L76 150V147L78 148V146L75 145V144H74V146H73V144H72V145L70 146L71 148L69 147V148L71 149V151H69V148H67V146H65V147H66V149L64 148L65 151H64V150L61 151V153H63V151H64V153H63L62 155H60L61 153H60L59 150H58L59 152L56 150V149H58V148L60 149V147H61L60 145H61V144L64 146V144H63L62 142H60V145H59V146L57 145V144H59V143H58V142H59V141H58L59 139H58V140L56 139V138H58V136H57V137H52V136H50V140H51V142H53L54 140H56V142H57V141H58V142H57V144H54V143H53L56 147H55V146H52V147H51V151H50V149H49V150L46 151L44 154H43V152H44L45 149H47V148H45V149H41V150H40V151L42 152V153H41L40 151H37V150H38L37 148H35L36 151H35V149H33V151H34V152H33V151H32V148H33V147H31V148H28L27 146L24 147V145H23L22 143L25 144L28 140H26V141L24 140L25 142H21V141H19L20 143L15 142V144L17 143V144L19 145V147H17V150L15 149V147L18 146V145H16L15 147H14V145H13L12 147H8V148H9V149H8L9 152H10V150H15L14 153H17V154H15L16 159H17V157L22 159L23 155H25V154L27 155V156H25V158L23 157V159H22V164L24 163V165H23L24 167L22 166L21 161H18L19 159H17V161H18L19 163H17V161H15L16 159H15V157H14V154H12L13 157H12V156H8V158H9V160L14 158V159H13L14 161L12 162V160H11V162H12V163H15V162H16L17 165L14 164L15 167L19 168V167H18V165H19V166H20L19 169H23V171H27V170H28L26 173L29 172V173L27 174V175H28V179H29V181H28V179L26 178L27 175L24 176V175L26 174V173H25V174L23 175V176L25 177L24 180L21 179V181L23 180L24 182H22V183H20L21 181H20V182L17 181V183L15 182V184H17V187L14 186V187L16 188V189H15V188L13 187V183H11V181H9L8 178H4V179H2L3 176H4V177H8L7 174H6V175L3 174V173H6L5 171H6L7 169H9V168H7L8 166L5 165V167L3 168V167H2V164L0 165V166L3 168V170H2L3 173L0 172V176H1V177H0V199H1L3 196H5V197L8 196V198H7V197H6V198L3 197V198L0 200V203L2 202V204H0V208H1V209H0V212H1V213H0V223H1L2 227H1V226H0V227H1V229L3 230V231H1V229H0V232H1V233H0V237H1V235L3 236V238H2V237L0 238V242H1L3 239H5L3 242L0 243V264H8V263H9V264H14V263H15V261H14L15 258L10 257V256H13V254H12L10 251H7V250H6V249L9 250V247H8L9 245L7 244V240H6V236H5V234H3V233H5V232H8V229H9V227H10V225H9V223H10V221H9V216H10V214H12L11 212H10V214H9L8 211H6V209L9 210L8 208H11V210H12L13 213H14V211H15L16 213H19L21 216H23V217H25V218H30L33 214H37L38 217L40 218V220L43 221L44 219L47 218V216H49L50 213L47 212V213H49V214H48V215H45L44 217H42V216H41L42 214L38 213L39 211H37V206H41V207H39V208H42V207H43V203H44V205H45V203H46V205H47L48 201H49V203H48V206H49L50 202H52L51 200L53 199V194H54V192H53L54 189H52V188H54V186H56V185L58 184V182H60L59 184L62 185V186H63L64 182H65L64 185H67L66 183H68V182H66V181L63 182V180L67 178V176H66V178L64 177V176H65L64 173L67 171L66 169H69V170H70V169H73V170L75 171V173L77 172V174H75L74 172H73L72 174H70V173L72 172V170H71V171L68 170V171L70 172V173H69V174H70V177H71L73 174H74V175L72 176V178H70L72 184H71V183H68L67 187H70V186H72V185H73L72 187H78V186L74 185L76 182H79V183H78L79 186L82 185V183L80 182L81 180L78 181L77 179H78V177H80L79 174L82 175V173L84 172L83 174L85 175V171L87 170V168L85 169V168L82 167L83 163L81 162V160H82L83 157H84V159H85V157H86V156H82L83 153H84V154H87V152H86V151H87V149H86V143H84L86 140H85L84 138H86V137L88 138V136L85 137V135H82V136H84V138H82V136H81V138H80V137L77 136ZM87 135H90V132H89ZM120 135H122V133H121ZM175 135H176V136H175ZM179 135H180V138H181L182 141H183V142H182V141L180 142V141H179V138H178L177 141L180 142V144L177 143L176 141H174V139H171L172 136H173V138H174V136H175V138H176V137H178ZM185 135H184V136H185ZM93 136H95V135H94V132H93ZM96 136H97V135H96ZM123 136H124V135H122L121 137H123ZM142 136H144V137H142ZM170 136H171V137H170ZM184 136H183V137H184ZM59 137H60V136H59ZM89 137H90V136H89ZM100 137H101V136H100ZM166 137H169V138H166ZM52 138H53V139H52ZM54 138H55V139H54ZM60 138H61V137H60ZM73 138H74V139H73ZM104 138H106V137L104 136ZM123 138H124V137H123ZM141 138H142V139H141ZM146 138H147V139H146ZM150 138H151L152 140H151ZM162 138H163L164 140H163ZM209 138H210V139H209ZM215 138H216V140H215ZM218 138L221 139L220 137H218ZM82 139H84L83 142H82ZM194 139H195L196 141H195ZM208 139H209V142H208ZM44 140H45V139H44ZM44 140L42 141V143H44V142H47V143H48L47 139H46L45 141H44ZM123 140H124V139H123ZM139 140H140V141H139ZM143 140H144V141H143ZM148 140H150V142H148ZM155 140H160V141L158 142V141H155ZM165 140H166V141H165ZM167 140H168V141H167ZM175 140H176V139H175ZM185 140H186V141H185ZM200 140H203V141H201V142H203V144L200 142ZM22 141H23V140H22ZM66 141H67V143H66ZM128 141H127V142H128ZM151 141H152V142H151ZM153 141H154V142H153ZM184 141H185V142H184ZM188 141H189V142H188ZM194 141H195V143H196V142H197V143H196V144H193ZM213 141H215V142L213 143ZM29 142H30V140H29ZM56 142H55V143H56ZM116 142H117V143H116ZM119 142L122 143V139H121ZM156 142H157V143H156ZM162 142H163V143H162ZM170 142H171V144H170ZM190 142H191V143H190ZM30 143H31V145H33L32 142H30ZM30 143H29V144L26 143V145H29V146H30ZM47 143H46V147L49 148V146H51L50 141H49V144H50L49 146H48ZM82 143H84V144H83L84 147H83ZM140 143H144V144H140ZM152 143H154V144H152ZM155 143H156V144H155ZM164 143H165V144H164ZM183 143H184L183 147H182V146H179V147H182V149H181V150L178 149V148H179L178 145H182ZM186 143H188V144H186ZM215 143H216V144H215ZM228 143L231 144V142H228ZM228 143H227V145H230V144H228ZM21 144H22V145H21ZM138 144H139V146H138ZM148 144H149V145L151 144L152 146H151V145L149 146ZM163 144H164V146H166V149H165V147L163 146ZM174 144H176V146H177L178 148L176 147V148L174 149V146H173ZM177 144H178V145H177ZM204 144H205V145H204ZM211 144H212V145H211ZM34 145H36V147H38L37 144H34ZM34 145H33V146H34ZM41 145H43V146L41 147ZM41 145H40L41 148H44V147H45V146H44L45 143H44V144H41ZM69 145H70V144H69ZM124 145H125V146H124ZM140 145H141V146H140ZM153 145H154L156 148L158 147L157 150H156V148H155ZM169 145H170V146L172 145L173 147L171 146L170 149L172 148L171 150L174 149L175 151H171V150L169 149ZM190 145H195L194 148L191 146V147H192V150H191V148L189 147ZM198 145H201V147L198 146ZM223 145H225V144H223ZM21 146H23V148H22ZM57 146H58V147H57ZM72 146H73V147H72ZM137 146H138V147H137ZM184 146H185V147H184ZM187 146H188L189 149L187 148ZM214 146H215V147H214ZM53 147H55L56 149L53 148ZM119 147H120V146H118V148H119ZM136 147H137V148H136ZM147 147H148V148H147ZM153 147H154V148H153ZM161 147H162L163 149H159V148H161ZM196 147H199V148H197V150H196ZM210 147H212V148H210ZM6 148H7V147H6ZM38 148H39V147H38ZM52 148L54 149V150H53V153L55 154V157H54V154H52ZM83 148H84L85 150H84ZM121 148H119L118 150H120ZM131 148H133L134 150L131 149ZM143 148H144V149H143ZM151 148H152V149H151ZM184 148H186V149H184ZM201 148H203V149H202L203 152L206 151L205 153H206L207 155H206L205 153L201 152ZM205 148H206V149H205ZM207 148H208V150H207ZM227 148L230 149V146L227 147ZM18 149H19L21 152H20ZM21 149H22L23 151H22ZM61 149H63V147H61ZM61 149H60V150H61ZM67 149H68V151H66ZM73 149L76 150L75 152H73L74 154L76 153V155H74L73 153H71V152L73 151ZM136 149H137L138 151H136ZM139 149H141V150H145V151H141V150H139ZM154 149H155V151H154ZM177 149H178V150H177ZM210 149H212L214 152L211 153L212 150H210ZM218 149H219V150H218ZM220 149H221V151H220ZM229 149H228V150H229ZM42 150H43V151H42ZM122 150H123V149H122ZM150 150H151V151H150ZM159 150H160L161 152H160ZM164 150H166L168 153H167L166 151H164ZM168 150H169V151H168ZM179 150H180L181 154H180V152H178ZM182 150H183V151H182ZM184 150H185V151H184ZM190 150H191V151H190ZM204 150H205V151H204ZM228 150H227V151H228ZM6 151H7V150H6ZM16 151H18V152H16ZM56 151H57V154L60 153V154H59V155H60V158L66 156L65 158L68 157L67 160H69V158L72 159V158H74V157H77V159H80L79 157H81V160H78V161H79V162H78L79 164H78V165L76 164L77 166L74 164V163H77V162H74V161H75L74 159H73L72 161L70 160V162H69V161H66V162L71 163V165H72V162H73V165L75 166V168L73 167V165L70 167L68 163H67V165H66V162H65V161H64V165H65V166H64V165L62 164L63 161L60 162V159L57 157V156H59V155L56 154ZM82 151H83V152H82ZM84 151H85L86 153H85ZM127 151H126V153H127ZM198 151H199V154L196 153V152H198ZM229 151L232 152L231 150H229ZM38 152L41 153V154H40L39 156L37 155V157H36L35 155H36ZM48 152L51 153V155H52V156L50 155L51 163H50V160H48V157H49V155L47 154ZM65 152H66L67 155H64ZM143 152H144V153H143ZM153 152H155L156 154L154 153V155H153ZM164 152H165V153H164ZM172 152H175V153H172ZM177 152H178V153H177ZM194 152H195V153H194ZM208 152H210V153H208ZM221 152H222V153H221ZM225 152H226V151H225ZM230 152H229V153H230ZM22 153H24V154H22ZM32 153H34V155H33V157L31 158V159H32V161H31V164H32V165H30V164L28 163V156H29L30 154H32ZM88 153H89V154H87V155H88L89 157H91V156H90V154H91L90 150H88ZM107 153H108V152H107ZM107 153H106V154H107ZM126 153H125V154H126ZM129 153H128V154H129ZM137 153H138V154H137ZM159 153H160V154H159ZM189 153H190L191 155H190ZM201 153H202V154H201ZM213 153H214V154H213ZM7 154H8V152H7ZM18 154H19V155H18ZM28 154H29V155H28ZM45 154H46L45 157H46L47 159H46L45 164H44V160H45V159H42L41 156H42V155L44 156ZM69 154H72V155L69 156ZM106 154H105V155H106ZM113 154H114V153H113ZM113 154L110 155V153H108L109 156H107V157H106L105 155L102 154L103 156H102V157L100 156V158H105V157L108 158V157H112ZM125 154H124V156H125ZM128 154H127V155H128ZM130 154H129V155H130ZM134 154H133V155H134ZM141 154H142V157L140 158V155H141ZM148 154L152 155L151 158L149 157L150 155L148 156ZM161 154H162V155H161ZM165 154L168 155V157H166ZM186 154H187V155H186ZM209 154H210V156H208ZM230 154H232V153H230ZM115 155H117V153H115ZM155 155H156V156H155ZM171 155H172L173 157H172ZM180 155H182V157H181ZM183 155H184V156H183ZM192 155H193V156H192ZM197 155H198V156H197ZM222 155H223V156H222ZM235 155H236V154H234L233 156H232V155H230V156L232 157V159H233L234 157H238V155H236V156H235ZM61 156H62V157H61ZM71 156H72V157H71ZM98 156H99V155H98ZM191 156H192V157H191ZM203 156H204V157H203ZM10 157H11V158H10ZM35 157H36L37 159H38V157L40 158V159H38V160H39V163L41 162L40 160H42L41 163H43L42 165H43L45 171H46V168H47L46 166H52V167L54 166V168H55V165H52V162H53V161H52V157H54L53 160H55V161L58 160V161L63 165V167H64L65 169H64V168H63V169L61 168L62 166L59 165V164H60L59 162H56V163H55V161H54V163L56 164V167L59 165L58 167H60V170H59L60 172L57 171V170H58V167H57L56 170L54 169L53 171L56 172V173H57V172L60 173V177H61V178L63 177V178L60 179V177H58V178H57V176L54 177V176L57 175L58 173L55 174V175L53 174V178H57V179H59V181H57V180L55 179L56 182H57V184H56V182L54 181V179L52 180L53 182L50 181L51 183H50V182H49V183L52 184V185L50 186L51 188H49V184H48V185H47V184H44V183H46V182L48 183V181L46 180L47 178H45V176L47 175V174H46L47 172H44V173L42 172L43 175H42L41 172H40V173L37 172V171H41L40 169L43 170V168L41 167V165H39L38 161L35 162V161L37 160V159H35ZM45 157H44V158H45ZM127 157H128V156H127ZM143 157H145L146 160H145ZM152 157L155 159V163H154V159H153ZM200 157H201V158H200ZM231 157H230V159H231ZM8 158H6V159H8ZM56 158H57V159H56ZM86 158L88 159V157H86ZM117 158H119V155L117 156ZM133 158H134V156H133ZM142 158H143V159H142ZM159 158H160V160H161V158H162L163 160H161V161L159 162V160H158ZM166 158H167V160H166ZM196 158H198V160H197ZM203 158H204V159H203ZM219 158H220V160H219ZM21 159H20V160H21ZM87 159H86L85 161H88V163H89V160H91V158H90L89 160H87ZM169 159H170V160H169ZM171 159H173V160H171ZM175 159L178 160V161H176ZM187 159H189V160H187ZM194 159H195V161H194ZM201 159H202V164H201ZM23 160H24V162H23ZM62 160H64V158H62ZM142 160H144L143 162L145 163V164L143 165V167H142ZM156 160H157V161H156ZM168 160H169V161H168ZM196 160H197V161H196ZM222 160H223V161H222ZM236 160H237V159H236ZM236 160L233 159V161H235V162H236ZM7 161H8V160H7ZM76 161H77V160H76ZM82 161H84V160H82ZM135 161H137V162H135ZM207 161H208V162H207ZM224 161H225V162H224ZM4 162L6 163L5 160H4ZM4 162H2V163H4ZM47 162H48V164L46 165ZM118 162H119V160H118ZM125 162H124V163L122 162L123 165H122L120 162H119V164H121V165L124 167V168H123V167L121 166L122 169H126V170H128L127 168H125V167H126V166H125ZM132 162H134L136 165H135V164L133 165ZM138 162H139V163H138ZM162 162H163V165H162ZM166 162H167L168 164H167ZM188 162L190 163V166H188V165H189ZM193 162H194V163H193ZM205 162H206V163H205ZM222 162L224 163V165H222V164H223ZM235 162H234L235 165H231L232 163L230 164L231 166L229 165L230 168H231V170H232V172H234V171L236 170V168L238 169V165L236 164L237 162H236V163H235ZM5 163H4V164H5ZM12 163H10L11 166H9V167H11V168L14 167ZM41 163H40V164H41ZM57 163H58V164H57ZM80 163H81V164H80ZM84 163H85V162H84ZM86 163H87V162H86ZM88 163H87V165H88ZM137 163H138V164H137ZM156 163H157V164H156ZM191 163H192V164H191ZM199 163H200V164H199ZM218 163H219V164H218ZM7 164H8V163H7ZM20 164H21V165H20ZM34 164H35V165H34ZM49 164H50V165H49ZM153 164H154V165H153ZM171 164H172V165H171ZM182 164H186V166L184 165V167H183ZM187 164H188V165H187ZM196 164H197V165H196ZM206 164H207V167H206ZM220 164H221V165H220ZM36 165H37V166L39 165V166H40V169H39V167H38V169H37V166H36ZM79 165H80V167H78ZM84 165H85V164H84ZM87 165H86V166H87ZM132 165H133V167H132ZM138 165H140L141 169H140V167H139ZM147 165H148V166H147ZM178 165H179V166H178ZM201 165H202V166H201ZM27 166H28V167H27ZM30 166H31V167H30ZM66 166H68V168H66ZM86 166H85V167H86ZM134 166H135L136 168H135ZM151 166H152V167H151ZM162 166H163V167H162ZM195 166H196V167H195ZM200 166H201V167H200ZM210 166H211V167H210ZM223 166H224V167H223ZM233 166H237V167H233ZM22 167H23V168H22ZM25 167L28 168V169L25 170V169H26ZM35 167H36V168H35ZM87 167H88V166H87ZM131 167H132V169H131ZM144 167H145V168H144ZM150 167H151V168H150ZM208 167H209V168H208ZM221 167L224 168V169H222ZM225 167H226V169H225ZM50 168H51V167H50ZM50 168L48 167L49 170H50ZM79 168H80V170H82V173H80L81 171L79 172V171L75 170V169H79ZM81 168H83L84 170L81 169ZM133 168H134V169H133ZM147 168H150L151 173H148V172H150V170L147 169ZM158 168H159V169H158ZM200 168H201V169H200ZM211 168H212V169H211ZM230 168H228V169H229V171L231 172ZM233 168L235 169L234 171H233ZM4 169H6V170L4 171ZM14 169H16V168H14ZM29 169H30V170H29ZM135 169H136V171H134ZM204 169H205V170H204ZM0 170H1V169H0ZM35 170H36V172H34ZM64 170H65V171H64ZM88 170H89V169H88ZM131 170H132L133 172H136V173H135V174H136V175H135L136 178L131 174ZM145 170H148V171H147V173H148V174H147V177H150V178H147V177H146V174H145L146 171H145ZM155 170H156V171H155ZM176 170H177V171H176ZM178 170H179V171H178ZM212 170H213V171H212ZM215 170H216V171H215ZM217 170H218V171H217ZM8 171H9V170H7V172H8ZM12 171H13V170H12ZM15 171H16V170H14L13 174H15L16 172H19L20 170H18V171H16V172H15ZM47 171H48V170H47ZM61 171H62V173L64 172V173H63L64 176H61V174H62ZM68 171H67L66 173H68ZM139 171H140V172H139ZM144 171H145V173H144L145 175L142 174V172H144ZM180 171H181V172H180ZM214 171H215V172H214ZM51 172H52V171H50V173H51ZM78 172H79V173H78ZM86 172H87V171H86ZM88 172H89V171H88ZM133 172H132V173H133ZM153 172H154V173H153ZM158 172H159V173H158ZM172 172H173V173H172ZM174 172H175V174H174ZM177 172H178V173H177ZM227 172H228V170H227ZM34 173H36L37 175L34 174ZM137 173H138V175H137ZM160 173H161V175H160ZM2 174H3V176H2ZM38 174H40V175H38ZM63 174H62V175H63ZM150 174H151V175H150ZM211 174H212V175H211ZM221 174H222V173H221ZM10 175H11V174H9V176H10ZM15 175H17V174H15ZM15 175H14V176L12 175V177L10 176V178H13V179H14V178H15ZM30 175H31V177H29ZM49 175H50V177H51L52 174H49ZM66 175H68V174H66ZM76 175H79V176L76 177ZM86 175H88V173H87ZM139 175H140V176H139ZM148 175H149V176H148ZM162 175H163V176H162ZM169 175H170V176H169ZM173 175H174V176H173ZM34 176H36V177H34ZM41 176H44V179H43ZM74 176H75V178H76L77 181L75 180ZM138 176H139L140 178H138ZM151 176H152V177H151ZM160 176H162L163 178L160 177ZM213 176H214V177H213ZM46 177H48V175H47ZM50 177L48 178V180H50ZM83 177H84V181L82 180L83 184H84V183H88L87 181H85V179L88 178V176H83V175H82V177L79 178V179H82ZM85 177H86V178H85ZM131 177H132V178H131ZM144 177H145V179H144ZM168 177H169V178H168ZM174 177H175V178H174ZM180 177H181V179H179ZM218 177H219V176H218ZM30 178H31V179H30ZM39 178L41 179V181H40ZM73 178H74V179H73ZM134 178H135V180H134ZM154 178H155V179H154ZM177 178H178V180H176ZM35 179H37V181H36ZM68 179H69V177H68ZM131 179H132V180H131ZM139 179L141 180V182L138 183L137 181H140ZM153 179H154V180H153ZM174 179H175V180H174ZM214 179H215V178H214ZM10 180H11V179H10ZM14 180H17V178L14 179ZM43 180H44V182H43ZM74 180H75L76 182H74ZM86 180H88V179H86ZM147 180H148V181H147ZM149 180H150V181H149ZM157 180H159V182H158ZM12 181H13V180H12ZM25 181H26V182H25ZM31 181L33 182V184L36 183V184H34V185H35L34 187H35V188L37 187V188H36V189H37V193H39V194H40V192L42 193V192L46 189V187L44 188V186L47 185V188H49V189L52 190V192H53V193L50 195L52 198L49 196L51 199L49 198V200L46 201L45 199H48L47 197L45 198V196H44V197H42V198H44V199H42L41 196L38 195V198H39V199L37 198V200H38V201L36 200L37 203H36L35 201H33V200H31V201L29 200V201H28L26 198H28V196L30 195L29 193L31 192V189L33 190V188H34V187L32 186L33 184H31V185L29 184V183H31ZM34 181H35V182H34ZM38 181H39V182H38ZM61 181L63 182L62 184H61ZM67 181L70 182V180H67ZM142 181H143V182H142ZM173 181H174L175 183H174ZM184 181H185V182H184ZM13 182H14V181H13ZM40 182H42L44 186H43ZM54 182H55V183H54ZM73 182H74V183H73ZM144 182H145V183H144ZM146 182H147V183H146ZM10 183H11V184H10ZM18 183H19V184H18ZM23 183H24V184H23ZM27 183L29 184L30 188H28L29 186H27V185H28ZM39 183L43 186V191H41V190H42V189H41L42 187L40 186ZM53 183H54V185H53ZM142 183H143V185H142ZM152 183H153V184H152ZM155 183H156V184H155ZM186 183H185V184H186ZM20 184H21V185H20ZM69 184H71V185H69ZM78 184H77V185H78ZM139 184H141L142 187H143V186H144V187H143V188H140V187H141V185H140V187L138 188V185H139ZM145 184H146V185H145ZM157 184H158V187L154 186L155 188H153V185H157ZM176 184H177V183H176ZM19 185H20V186H19ZM36 185H38V186H36ZM60 185H59V187L62 188V186H60ZM84 185H85V184H84ZM84 185H83V186H80V187H81V188H82V187H83V188L85 187V190H86V189H87V188H86V187H87V184H86V186H84ZM222 185H223V184H222ZM227 185H228V184H227ZM25 186H26V187H25ZM57 186H58V185H57ZM57 186H56V187H57ZM148 186H149V187H148ZM32 187H33V188H32ZM39 187H40V189H39ZM59 187H58V188H59ZM135 187H136V188H135ZM220 187H221V184H220ZM223 187H224V186H223ZM225 187H226V186H225ZM225 187H224L223 190H225ZM17 188H18V189H17ZM58 188H57V189H58ZM63 188H64V186H63ZM78 188H79V187H78ZM81 188H79L78 190L83 191ZM137 188H138V189H137ZM147 188H148V190L150 189V191H149L148 193H146V191H148V190H146ZM151 188H153V189H151ZM156 188H157V189H156ZM221 188H222V187H221ZM227 188H228V186L226 187V191L229 190V189H227ZM11 189H12V190H15L16 192H12ZM36 189H35V190H36ZM38 189H39V190H38ZM49 189H47V190H48L47 192H46V190H45V192H46L47 194L49 193ZM57 189H56V190H57ZM136 189H137V190H136ZM170 189H171V188H170ZM65 190H66V188H65ZM138 190H139V192H141L142 194H141V193L138 194V193H137ZM140 190H142V191H140ZM151 190H152V191H151ZM153 190H154L155 192H154ZM158 190H159L160 192H159ZM167 190H168V189H167ZM237 190H238V189H237ZM8 191H9V192H8ZM38 191H39V192H38ZM57 191H58V190H57ZM57 191H56V192H57ZM168 191H169V190H168ZM233 191H234V190H233ZM5 192H6V193H5ZM27 192H28V193H27ZM45 192H43L44 195H46ZM61 192L63 193L64 190H63V191L60 190L59 193H61ZM7 193H8V194L10 193V194L8 195ZM50 193H51V191H50ZM50 193H49V194H50ZM62 193H61V194H62ZM64 193H66V191H65ZM144 193H146V194H148V195H149L150 193H156V194H158V195L161 194V197H160V195H159V197H158V196H156V194H155V197H154V198H156V199H153L152 197H153L154 195L151 194V195H153V196H151V195L148 196V195H147L148 197H147L146 199H144V198L146 197V194L144 195ZM27 194H28V196H27ZM55 194H56V193H55ZM164 194H165V193H164ZM2 195H3V196H2ZM41 195H42V194H41ZM139 195H140V196H139ZM141 195H142V196H141ZM143 195H144V196H143ZM241 195H242V194H241ZM241 195H240V196H241ZM1 196H2V197H1ZM9 196H10L11 198H13L12 201H13V205H14V207H13L14 211H13V209H12V204H11L12 201H10V199H9L10 197H9ZM47 196H48V195H47ZM240 196H239V199H238V198H237V199L235 198L236 201H235V199H232V200L235 201V206H234V202H233L232 200H229L230 202H229L228 200H226L227 203L229 202V204H231L232 206H231V205H230V206H227L226 201H224V202H225V204H224V202H222V200H221V202H220L219 205L222 206V205L224 204L223 207H225V209L227 210L226 207H229L228 209H230V208L235 209V207L239 208L238 206H240V204H241L242 208H241V209L239 208L240 210L238 209V210H235V211L237 212V214H238V211H240L239 213H243V212H244V213H248V215L243 214V215H245V218H246V216H247V217L249 216L248 218L245 219V221H244V219L242 218L243 215H242V216H239L240 219H241V222H242V223H248V221H249V224H243L244 227L247 225L245 228H246L247 231H248V232H247L248 235L251 236V235H253V233L255 234V232L258 231V230H259L260 232L262 231V232L264 233V231L262 230V228H261V230H260L259 228H253V227L251 226V225H252V222H253V224H255V225H257V223H258L259 226H260V225L262 226V223H263V222H262V221H263V218L261 219V220H262V221H261V220H260V217H258L259 220H260V223L257 222V221H259L258 218H255V216L257 215V214H255V213L257 212V210L255 209L257 204L252 205L253 202H251V205H250V202H247V201L244 202L245 200L242 198L243 195H242V197H240ZM140 197H143V198L140 199ZM40 198H41V199H40ZM159 198H160V199H159ZM3 199H4L5 201H4ZM6 199H7V200H6ZM8 199H9V201H8ZM147 199H150V200L147 201ZM152 199H153V200H152ZM157 199H159V200H157ZM14 200H15V203H17V204H14ZM154 200H157V201H154ZM224 200H225V199H224ZM6 201H7V202H10V203L6 204V205L9 206L8 208H7V206H5V205H4V206H5L6 208H4V206H3V204H5V203H3V202H6ZM44 201H45V202H44ZM144 201H145V203H144ZM158 201H159V202H158ZM231 201H232V202H231ZM237 201H240V202H237ZM41 202H43V203H41ZM237 203H240V204H237ZM248 205H249V207H248ZM48 206H47V207H48ZM221 206L219 207V212H221V209H220ZM233 206H234V207H233ZM241 206H240V207H241ZM257 206H258V205H257ZM2 207L4 208L3 211H4L6 214L3 213V211H1V210H2ZM47 207H46V208H47ZM243 207H244V209H243ZM245 207H247V208H245ZM254 207H255V208H254ZM146 208H147V209H146ZM48 209H49V208H48ZM242 209L245 210L246 212L243 211ZM226 210H225V211H226ZM241 210H242V211H241ZM254 210H255V211H254ZM48 211H51L52 214H51L50 216L52 217V219H54V218H53V217H54L53 215H55V214H53L52 210H48ZM225 211H222V212L225 213ZM254 212H255V213H254ZM224 213H223V215H224ZM249 213H250V214H249ZM251 213H252L253 215H252ZM2 214H3V216H2ZM14 214H15V213H14ZM254 214H255V216H254ZM219 215H220V214H219ZM238 215H240V214H238ZM250 215H251L252 218L254 217V219H255V221H256L255 223H254V219H253V221H251L252 218L250 217ZM259 215H260V213H259ZM259 215H257V216H259ZM261 215H262V214H261ZM261 215H260V216H261ZM1 216H2V217H1ZM11 216H12V215H11ZM11 216H10V217H11ZM55 216H56V215H55ZM23 217H22V218H23ZM56 217H57V216H56ZM56 217H55V218H56ZM221 217H222V216H221ZM243 217H244V216H243ZM262 217H263V215H262ZM247 219H249V220H247ZM256 219H257V220H256ZM246 221H247V222H246ZM250 221H251V222H250ZM261 222H262V223H261ZM41 223H42V222H41ZM250 227L253 228V231H254V232L252 231V229H251ZM254 227H255V226H254ZM256 227H258V225H257ZM248 229H249V230H248ZM254 229H258V230H254ZM4 231H5V232H4ZM249 232H250V233H249ZM251 232H253V233H251ZM260 232H259L258 234H256V235H257L258 237H260V238H264V234H261L262 232H261V233H260ZM4 236H5V237H4ZM156 236H157L158 241H161V240H162V236H161L160 234H157ZM253 236H255V235H253ZM1 239H2V240H1ZM5 242H6V243H5ZM1 244H2V245H1ZM3 244L6 246L5 248H4V245H3ZM7 245H8V246H7ZM3 249H4V250H3ZM5 251H6L7 253H6ZM205 251H206L205 256H206L207 258H208V257H211V256L217 257V259L215 258V260H214V264H219V262H218V261H219V259H218V255H217V254H214V252L210 251V250H209V246H207V247L205 248ZM5 253H6V255H5ZM10 253H11V255H8V254H10ZM2 254H4V255H2ZM10 258L12 259V261H11ZM7 261H8V262H7ZM202 263H203V264H208V263L205 262V261H202ZM15 264H16V263H15Z\"/></svg>", "mask_w": 264, "mask_h": 264}, {"label": "built area", "instance_id": "obj_3", "mask_svg": "<svg viewBox=\"0 0 264 264\" xmlns=\"http://www.w3.org/2000/svg\"><path fill=\"white\" fill-rule=\"evenodd\" d=\"M135 256H118L114 259V264H137L136 258L146 254L147 250L145 247L135 248ZM153 264H157L156 260L153 261ZM161 264H188V260L179 255H175L168 252L162 253V262Z\"/></svg>", "mask_w": 264, "mask_h": 264}]
</instances>
